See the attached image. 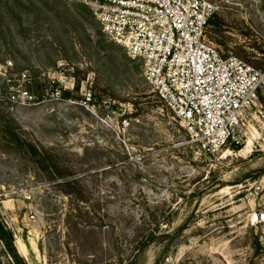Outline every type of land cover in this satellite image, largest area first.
<instances>
[{"label":"rangeland","instance_id":"rangeland-1","mask_svg":"<svg viewBox=\"0 0 264 264\" xmlns=\"http://www.w3.org/2000/svg\"><path fill=\"white\" fill-rule=\"evenodd\" d=\"M208 1L207 40L263 68L264 0ZM257 108L207 153L86 0H0V264H264Z\"/></svg>","mask_w":264,"mask_h":264},{"label":"built area","instance_id":"built-area-1","mask_svg":"<svg viewBox=\"0 0 264 264\" xmlns=\"http://www.w3.org/2000/svg\"><path fill=\"white\" fill-rule=\"evenodd\" d=\"M102 32L141 61L145 82L190 141L215 153L239 143L248 112L264 89V67L221 55L207 40L215 12L208 0H86ZM90 96L87 97L89 100ZM253 223L264 213L249 214Z\"/></svg>","mask_w":264,"mask_h":264},{"label":"trees","instance_id":"trees-1","mask_svg":"<svg viewBox=\"0 0 264 264\" xmlns=\"http://www.w3.org/2000/svg\"><path fill=\"white\" fill-rule=\"evenodd\" d=\"M89 100H91V97ZM235 147L238 148L239 145H236ZM62 183H66L64 179H62ZM0 232V237L3 239L4 246L11 251L12 256L15 258V260H17L15 263H21V258L17 255L14 247L12 246V233L7 230L5 226H3V229H0Z\"/></svg>","mask_w":264,"mask_h":264}]
</instances>
